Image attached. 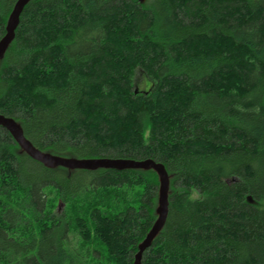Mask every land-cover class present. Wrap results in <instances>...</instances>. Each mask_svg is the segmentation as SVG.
Masks as SVG:
<instances>
[{"label": "trees", "instance_id": "16d2710c", "mask_svg": "<svg viewBox=\"0 0 264 264\" xmlns=\"http://www.w3.org/2000/svg\"><path fill=\"white\" fill-rule=\"evenodd\" d=\"M0 114L43 152L166 167L142 264H264V0H32ZM158 189L153 170L48 168L0 126V264H134Z\"/></svg>", "mask_w": 264, "mask_h": 264}, {"label": "water", "instance_id": "95a60500", "mask_svg": "<svg viewBox=\"0 0 264 264\" xmlns=\"http://www.w3.org/2000/svg\"><path fill=\"white\" fill-rule=\"evenodd\" d=\"M32 0H18L6 26V34L0 40V61L4 59L7 50L16 37V30L20 23V17L25 7ZM0 126L6 128L13 136L21 148L36 161L41 162L48 168L64 167L70 170H90L99 169H141L153 170L159 176L158 205L156 209L157 220L146 238L139 245V251L135 256L134 264H142L144 253L151 247L154 240L160 234L166 223L169 214V192L170 177L166 167L153 159L135 160V159H112V158H64L43 152L35 147L32 142L24 135V131L19 123L11 117L0 114Z\"/></svg>", "mask_w": 264, "mask_h": 264}, {"label": "rangeland", "instance_id": "374dc122", "mask_svg": "<svg viewBox=\"0 0 264 264\" xmlns=\"http://www.w3.org/2000/svg\"><path fill=\"white\" fill-rule=\"evenodd\" d=\"M137 85H138L139 89H141V90H146L148 88V86H149V82L143 76L142 71H139L138 74H137ZM59 207H61L60 210H62L64 205L60 204Z\"/></svg>", "mask_w": 264, "mask_h": 264}]
</instances>
